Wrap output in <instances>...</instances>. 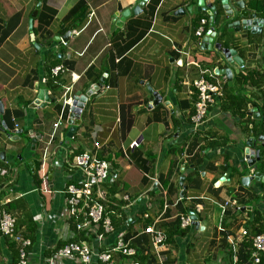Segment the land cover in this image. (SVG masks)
<instances>
[{"label": "crops", "instance_id": "0c3cea01", "mask_svg": "<svg viewBox=\"0 0 264 264\" xmlns=\"http://www.w3.org/2000/svg\"><path fill=\"white\" fill-rule=\"evenodd\" d=\"M233 1H243L264 21L251 6L262 0ZM213 5L216 36L213 48L203 50L210 30L201 37L196 31L210 16L201 0H0V119L7 125V131L0 127V199L22 207L11 209L19 232L36 230L30 264H45L76 237L72 222L67 227L61 222L62 192L84 180L70 167L83 153L109 162L118 174L114 183L100 184L106 200L130 199L121 202L118 218L124 224L100 243L102 248L93 236L87 240L95 252L110 250L120 236L141 264H237L243 231L251 235L257 211L264 228V182L248 181L263 172L260 161L250 167L246 158L251 136L253 149L264 151L256 107L262 105L264 83L256 87L241 80L264 73V25L261 33L230 32L222 4ZM219 44L237 53L243 70L227 61ZM57 67L62 70L53 78ZM221 71H231L232 86ZM200 79L219 86L221 93L228 83L255 106L241 117L216 101L196 126L194 84ZM95 86L99 91L86 102L74 138L67 139L69 100ZM41 90L49 92L51 102L34 108ZM250 106L259 120L249 115ZM185 216L193 224L183 229ZM150 224L165 236L158 248L144 233ZM11 242L0 235L2 264L16 262ZM112 258L114 264H126L119 253Z\"/></svg>", "mask_w": 264, "mask_h": 264}, {"label": "built area", "instance_id": "2783aa9c", "mask_svg": "<svg viewBox=\"0 0 264 264\" xmlns=\"http://www.w3.org/2000/svg\"><path fill=\"white\" fill-rule=\"evenodd\" d=\"M262 1L264 2V0ZM206 23V20H202V27L196 31L199 37L203 36ZM61 70V67L52 69L53 78L58 77ZM194 85L199 91V100L196 104V112L192 117V121L197 126L201 125L208 117L211 106L216 103V96L221 94V88L205 79L196 81ZM69 103L72 105L71 99ZM137 145L138 143L134 144V146ZM70 167L83 173L84 180L77 185H67L62 192L66 198L61 222L67 227V221H70L75 225L76 232H83L93 236L94 241L98 242L100 249L102 248L100 243L116 233L110 216H105L106 210L102 201H106V198L100 191V184L104 182L114 183L118 174L112 169L109 162L100 160L97 156L89 153L74 156L70 161ZM41 178L46 183L48 174L43 173ZM44 191L48 192L49 189L44 187ZM123 200L130 202L128 196L124 197ZM131 205L133 203H130ZM147 218L146 215L145 219ZM192 224L193 220L189 216H185L181 220L183 229L190 227ZM0 232L4 239L15 241L19 245V261L12 262L7 259V264H30L29 248L32 245L31 239L21 235L17 228V219L13 211L1 199ZM144 233L151 236L153 245L156 248L165 241V236L161 232L156 231L152 224L145 229ZM243 235L247 236L248 232L243 231ZM253 249V264H260L261 259L264 257V234L253 238ZM113 253L123 255L126 258V264H141L136 250L126 244L120 236L115 240V244L110 250L98 252L94 251L92 243L87 240L69 242L62 248L56 249L53 255L50 258H46L44 262L45 264H64L65 261H72L77 264H114ZM4 261V255L0 253V264ZM235 263H237V259H235Z\"/></svg>", "mask_w": 264, "mask_h": 264}, {"label": "water", "instance_id": "95a60500", "mask_svg": "<svg viewBox=\"0 0 264 264\" xmlns=\"http://www.w3.org/2000/svg\"><path fill=\"white\" fill-rule=\"evenodd\" d=\"M215 1H218L222 4L223 9L225 11V21L229 23L228 30L230 32H240L251 31L252 33H261L264 21L262 19L257 18L256 15H251L248 10L245 9V3L243 1H233V0H201V7H203L204 11H207L210 19L209 23L211 26L209 34L203 37L201 47L203 50H211L213 48V40L216 36V29L213 27L216 24L217 12L216 7L213 5ZM36 14V13H35ZM35 16V15H34ZM240 18V19H238ZM238 19V20H236ZM70 37V33L64 37L66 40ZM219 51L223 52L224 57L231 64L237 65L241 70L244 69V62L240 57L237 56V53L233 50L223 49L221 45H216ZM222 75H226L229 78V86H232V73L231 71H221ZM100 86H95L91 91H89L86 95L81 97L75 96L72 100L71 105V120H70V130L67 135L68 138H72L77 128L81 123V114L84 109L86 102L89 97H91L95 92L99 91ZM51 102L49 92L41 90L39 92L37 100L34 102L33 107L36 108L38 105L47 104ZM251 112L250 116H253L255 120H259V113L257 109H254L250 106ZM3 107L0 102V113H2ZM0 127L2 130L7 131V125L5 122L0 119ZM38 139V135L34 137L33 143L35 144ZM255 138L251 136V138L247 142L248 149L246 150V158L248 161V165L250 167H254L255 164L260 161V151H256L253 149ZM258 142L262 144L264 147V135L260 136ZM0 157H4V154H0ZM34 168V165H32ZM52 171V170H51ZM252 180L262 181L264 182V177L261 173H256L254 177L248 179L249 183Z\"/></svg>", "mask_w": 264, "mask_h": 264}, {"label": "trees", "instance_id": "16d2710c", "mask_svg": "<svg viewBox=\"0 0 264 264\" xmlns=\"http://www.w3.org/2000/svg\"><path fill=\"white\" fill-rule=\"evenodd\" d=\"M252 8L255 11H258L261 13V17L264 19V2H258V1H254L252 3ZM210 18V17H209ZM209 18H204L202 20H206L207 23L205 26H209ZM202 22V21H201ZM210 29H205L204 28V32L207 33ZM51 75V74H50ZM241 80H243L244 83L250 85V86H256V87H260L263 83H264V73L260 74L259 72H254V73H249L247 77H242ZM49 87H53L54 86V82L49 80L48 83ZM198 91V90H197ZM198 97H199V91H198ZM216 101H220L221 103V107L222 110L224 111H229L232 114H237L240 115L241 117H244L245 114L247 113V108L249 107V105H254L255 103H251L249 102L246 97L241 93V92H232L231 88H229L228 83H226L225 85H223V89H222V93L219 96H216ZM256 107H258L260 109L261 112V121H260V132L264 133V91H263V96H262V105L259 107L256 105ZM258 133V132H256ZM260 165H261V171L263 172L262 174L264 175V151H261L260 153ZM35 178L37 180V182H40L41 180L39 179L37 172L40 168V165H35ZM115 185H113V187H111V193L112 195L116 192H114V190H112L114 188ZM263 188H264V183H263ZM262 201H264V196L262 198ZM118 202V201H117ZM121 202H125L124 200H122ZM121 202L118 203H114L113 200H106V201H102V203L105 206V210H106V214L105 216H110L112 225L114 227V230L117 232L118 227L120 225H123L125 222V219H123L124 221H120V218L122 216V212H120V210H123V206L121 204ZM10 209H18L22 208L19 204L17 203H11L8 205ZM17 210L18 213H20ZM120 212V213H118ZM15 213V211H14ZM14 216L16 217V215L14 214ZM104 216V217H105ZM124 218V216H123ZM17 220H19L16 217ZM253 230L251 231V235H247L246 239H244L242 241V243L239 246V250H238V261L237 264H253V260H252V253H253V238L256 237L257 235L260 234H264V228L262 227V223H263V217L261 215L260 211L256 212V216L254 218L253 221ZM72 226L76 232V228L75 225L72 223ZM20 227H22V225H20ZM18 230L20 229L17 225ZM28 232V236H30L31 238V242L32 245L34 244V236H35V229H31L30 231L27 230ZM27 233H25L24 236L22 233L21 235L25 238H28ZM1 235V232H0ZM83 240H88V241H92L90 234L87 233H83V232H76V237L72 242H81ZM31 245V246H32ZM30 246V247H31ZM8 249L9 252L11 253L12 257L14 258V261L18 262L19 261V245L15 242L12 241L11 243L8 244ZM137 257L139 258L138 254ZM260 264H264V257L261 259Z\"/></svg>", "mask_w": 264, "mask_h": 264}]
</instances>
